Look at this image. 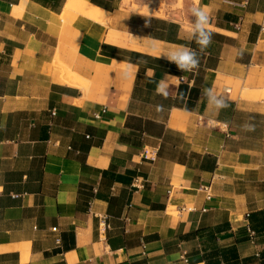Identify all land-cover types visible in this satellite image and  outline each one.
<instances>
[{"label":"crops","instance_id":"1","mask_svg":"<svg viewBox=\"0 0 264 264\" xmlns=\"http://www.w3.org/2000/svg\"><path fill=\"white\" fill-rule=\"evenodd\" d=\"M76 1L100 36L64 24L72 0H0V264H264V0Z\"/></svg>","mask_w":264,"mask_h":264},{"label":"clouds","instance_id":"2","mask_svg":"<svg viewBox=\"0 0 264 264\" xmlns=\"http://www.w3.org/2000/svg\"><path fill=\"white\" fill-rule=\"evenodd\" d=\"M198 3V0H197ZM191 15L194 18L193 23L190 26V36L195 41L200 52L207 49L212 43V31L210 28V17L207 11L201 7L193 6L190 9ZM154 52L157 53L158 58H165L167 61L174 63L177 69L181 72L192 71L199 65L198 53L187 47H179L168 52H160L159 49L154 47ZM155 92L165 98L169 95L168 85L165 81H160L156 85ZM202 95L205 96L209 103L214 106L215 109L220 110L228 107L227 102L222 98L214 94L213 89L206 88L203 90ZM162 106H157V110H160ZM249 127V126H245Z\"/></svg>","mask_w":264,"mask_h":264},{"label":"bare ground","instance_id":"3","mask_svg":"<svg viewBox=\"0 0 264 264\" xmlns=\"http://www.w3.org/2000/svg\"><path fill=\"white\" fill-rule=\"evenodd\" d=\"M127 2L128 0H125L124 3ZM68 5V9H66L61 16L64 24L70 25L74 21L78 20L94 36L96 34L100 36L103 31L102 28H105L108 25L109 20H112L110 19L109 13L105 12L104 10L95 8L94 6L89 5L85 2L72 0V3Z\"/></svg>","mask_w":264,"mask_h":264},{"label":"rangeland","instance_id":"4","mask_svg":"<svg viewBox=\"0 0 264 264\" xmlns=\"http://www.w3.org/2000/svg\"><path fill=\"white\" fill-rule=\"evenodd\" d=\"M145 1L149 6H145L144 8L140 9L139 6L136 5V3H134V0H131V4L127 5L125 9H127L128 11L139 12V11H145L148 8H152L155 12H159L161 16H164V14L170 11V9L181 10L184 6V0H145ZM191 1L193 0H190V2Z\"/></svg>","mask_w":264,"mask_h":264},{"label":"built area","instance_id":"5","mask_svg":"<svg viewBox=\"0 0 264 264\" xmlns=\"http://www.w3.org/2000/svg\"><path fill=\"white\" fill-rule=\"evenodd\" d=\"M180 80L183 81L182 78H181ZM248 233H249V236H250V237H254V233H253L251 230L248 229ZM180 259H181L185 264H187V260L185 259L184 255H182Z\"/></svg>","mask_w":264,"mask_h":264}]
</instances>
